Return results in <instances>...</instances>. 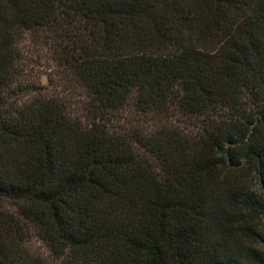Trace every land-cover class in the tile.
I'll use <instances>...</instances> for the list:
<instances>
[{
    "label": "trees",
    "instance_id": "obj_1",
    "mask_svg": "<svg viewBox=\"0 0 264 264\" xmlns=\"http://www.w3.org/2000/svg\"><path fill=\"white\" fill-rule=\"evenodd\" d=\"M0 264H264V0H0Z\"/></svg>",
    "mask_w": 264,
    "mask_h": 264
},
{
    "label": "rangeland",
    "instance_id": "obj_2",
    "mask_svg": "<svg viewBox=\"0 0 264 264\" xmlns=\"http://www.w3.org/2000/svg\"><path fill=\"white\" fill-rule=\"evenodd\" d=\"M29 60L27 63L28 72L31 74L29 75L28 80L35 81L40 84L48 85V79H49V69L50 63L49 60L46 58V56L41 52L37 51L35 53H32V55H29ZM35 56V57H34ZM59 78V76L55 75V79ZM57 90L63 94L67 95V98L74 102L75 100V91L71 89L68 82H65V84L62 86V80L57 82ZM79 90V89H78ZM77 91V90H76ZM80 92L82 90H79ZM83 92V91H82ZM32 247L34 250H36L39 254L46 255L47 251L43 245H41V242L35 240L32 244ZM50 261V259H49Z\"/></svg>",
    "mask_w": 264,
    "mask_h": 264
}]
</instances>
